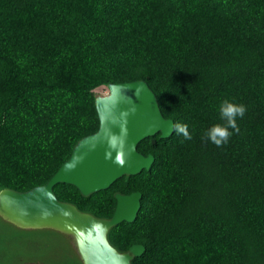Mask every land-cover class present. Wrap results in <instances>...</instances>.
Returning <instances> with one entry per match:
<instances>
[{"label": "trees", "instance_id": "16d2710c", "mask_svg": "<svg viewBox=\"0 0 264 264\" xmlns=\"http://www.w3.org/2000/svg\"><path fill=\"white\" fill-rule=\"evenodd\" d=\"M136 79L192 138H144L148 170L55 197L108 218L114 192L139 191L106 234L144 246L131 264H264V0H0V189L46 182L97 129L93 90ZM224 100L247 111L217 147L204 133Z\"/></svg>", "mask_w": 264, "mask_h": 264}, {"label": "water", "instance_id": "95a60500", "mask_svg": "<svg viewBox=\"0 0 264 264\" xmlns=\"http://www.w3.org/2000/svg\"><path fill=\"white\" fill-rule=\"evenodd\" d=\"M106 94L95 95L97 129L77 140L70 154L43 184L25 191L0 189V217L19 228H50L68 236L81 264H131L144 251L131 244L123 252L107 241L108 230L132 222L140 206L141 193H113L114 208L108 218L95 217L73 204L58 200L52 187L73 186L81 196L108 188L121 176L148 170L151 153L141 154L137 144L158 133L160 139L172 133V119L160 113L156 97L142 79L108 83Z\"/></svg>", "mask_w": 264, "mask_h": 264}, {"label": "rangeland", "instance_id": "374dc122", "mask_svg": "<svg viewBox=\"0 0 264 264\" xmlns=\"http://www.w3.org/2000/svg\"><path fill=\"white\" fill-rule=\"evenodd\" d=\"M97 95L106 94L104 86ZM39 261L43 264H79L68 236L50 228H19L0 217V264Z\"/></svg>", "mask_w": 264, "mask_h": 264}, {"label": "clouds", "instance_id": "9594fccd", "mask_svg": "<svg viewBox=\"0 0 264 264\" xmlns=\"http://www.w3.org/2000/svg\"><path fill=\"white\" fill-rule=\"evenodd\" d=\"M247 109L243 104H238L229 100H224L219 106V112L223 124H213L204 133V136L210 140L215 146L221 147L226 144L233 134L232 129L235 132H239L237 125V118H243ZM173 132L181 134L185 139L190 140L192 138L188 126L181 123H173L171 125Z\"/></svg>", "mask_w": 264, "mask_h": 264}, {"label": "flooded vegetation", "instance_id": "af4514ba", "mask_svg": "<svg viewBox=\"0 0 264 264\" xmlns=\"http://www.w3.org/2000/svg\"><path fill=\"white\" fill-rule=\"evenodd\" d=\"M21 264H43V263H41L39 261H31V262L29 261V262H22Z\"/></svg>", "mask_w": 264, "mask_h": 264}]
</instances>
